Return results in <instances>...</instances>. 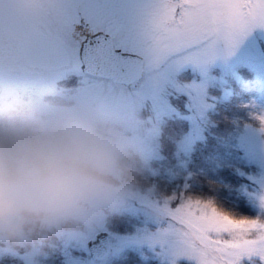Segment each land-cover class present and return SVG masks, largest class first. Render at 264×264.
Listing matches in <instances>:
<instances>
[{
	"label": "snow or ice",
	"instance_id": "6c2138e0",
	"mask_svg": "<svg viewBox=\"0 0 264 264\" xmlns=\"http://www.w3.org/2000/svg\"><path fill=\"white\" fill-rule=\"evenodd\" d=\"M256 28L264 29V0H0V99L73 92L133 109L150 103L161 124L179 116L163 95L166 86L191 65L204 79L176 88L207 122L209 112L220 115L217 105H224L226 114L236 95L222 85L219 96H208V67L231 57ZM249 57L264 68V51L256 42L249 45ZM237 81L240 89L249 87ZM239 107L247 114L243 129L255 138L251 155L260 174L253 182L264 213V84ZM225 119L241 123L227 114ZM216 137L224 145L231 139ZM196 139H204L199 127L195 137L178 143L179 150L190 153ZM189 187L185 183L163 196L154 186L142 192L137 203L151 207L164 226L122 239L120 246L171 249V264L179 258L194 264H264V216L236 214Z\"/></svg>",
	"mask_w": 264,
	"mask_h": 264
},
{
	"label": "clouds",
	"instance_id": "9594fccd",
	"mask_svg": "<svg viewBox=\"0 0 264 264\" xmlns=\"http://www.w3.org/2000/svg\"><path fill=\"white\" fill-rule=\"evenodd\" d=\"M134 179L127 140L104 116L63 105L0 112V250L87 225Z\"/></svg>",
	"mask_w": 264,
	"mask_h": 264
},
{
	"label": "rangeland",
	"instance_id": "374dc122",
	"mask_svg": "<svg viewBox=\"0 0 264 264\" xmlns=\"http://www.w3.org/2000/svg\"><path fill=\"white\" fill-rule=\"evenodd\" d=\"M253 42H256L259 45L261 51H264V29H254L245 38L240 48H238L231 57H229L227 60H217L214 64L208 67L207 73L209 79L205 87V91L208 96H219L221 86L227 85L228 87H231L229 79H233L237 84V78L249 86L246 90L241 91L242 94L239 96V103L248 100L250 97L258 96L260 94L261 85L264 84V68H261L258 65L254 66L253 62L250 60L249 45ZM173 79L175 83H170L167 85L163 95L169 104L179 113V116L173 115L171 118H182L188 123V131L181 136L180 141L185 136L190 135L195 137L198 127L203 129L204 135L203 124L206 122L201 120L199 115L189 107L190 99L187 93L180 92L176 88V84L187 85L193 82L200 83L204 77L202 76L200 70L194 68L191 65H186L175 74ZM53 95L61 96L72 103L62 104L48 101L45 99L46 95L41 97L20 95L11 98L0 99V112L8 111L9 109L21 105L25 106L27 109L63 105L89 110L111 120L122 130L127 140V152L128 158L130 160L132 155L135 154L140 157L144 164L157 162V165H160V162L162 161V156H160L158 152V135L160 131V124H158L155 117L150 113V103L145 109H133L126 107L121 103L110 100L82 99L73 92ZM169 95H171L173 99H176L177 106L172 102L171 98H169ZM183 96H185V98ZM178 106H181V109H179ZM237 108L235 111H231L230 118H239L241 124L238 126H233L231 123L227 125V128H225L226 134L230 135L231 137L228 145L233 150L239 149L243 160L247 164L254 165L256 169L254 173L245 174V182L240 185L239 190L247 202L249 201V204L256 212V215L261 214L264 216V213H261L259 207L258 197L260 194V189L253 182V177H258L260 174V169L253 161L251 155V146L255 138L252 137L250 133L246 132L242 127L243 120L247 119L246 110L241 107ZM209 117L210 116L208 115V122H210ZM166 118L168 117H165V119ZM198 140L200 139L195 140L193 147ZM256 151L258 155V142ZM178 155H182L184 158H186L190 155V153L186 154L180 151L178 148ZM186 167L187 163L183 168L186 169ZM131 169L134 177H136L137 174H140L142 178L146 179L148 182L150 181V177L147 173H145V170L141 169V167L131 165ZM151 173L152 175L159 174L157 168L151 170ZM186 177H189L188 173ZM150 187H153V185L150 184L147 187V185L138 184L134 180L130 183L125 194L123 195L128 201L127 204L116 205L112 210H105L87 225H70L63 231L55 233L57 238L61 240L60 242L62 244V248L60 250L63 259L61 262L63 261L64 264H122L120 260L126 258L128 253H142L147 251L150 254L149 256L142 253L145 263L149 260H154V264H171L173 258L171 249L158 248L157 250L153 251L147 245L128 243L121 247L119 243L122 239L130 240L131 238L138 236L145 229L149 231H155L157 228L164 226V221L157 218L156 213L151 207L137 203L139 195ZM108 216H111V219L115 216L119 217L118 219H121V217H126L127 220L123 223L120 222V224L132 229V232L123 236H115L113 233L108 231L106 227L105 217ZM99 232H107L109 236L111 235L112 238L109 237L111 254L107 258L96 262L88 259V257L83 253H88L86 241L89 239H94L95 235ZM44 246L45 245L41 239H39L34 244L29 245V248H5L0 250V258L5 255H10L19 257L21 264H46V261L47 264H52V262L48 263V261L54 251L50 249H46V252L42 251ZM47 254L50 255V257H48ZM188 263L194 264V261H189L186 258H179L176 261V264ZM246 263L247 262H245V264Z\"/></svg>",
	"mask_w": 264,
	"mask_h": 264
},
{
	"label": "trees",
	"instance_id": "16d2710c",
	"mask_svg": "<svg viewBox=\"0 0 264 264\" xmlns=\"http://www.w3.org/2000/svg\"><path fill=\"white\" fill-rule=\"evenodd\" d=\"M229 83L235 89L236 95L233 97V104L227 109L226 114L228 117L231 116V111H235L239 107V96L242 94L241 91H243L237 87L233 79H229ZM183 97L185 98V96ZM169 98L177 106L176 99H173L171 95H169ZM45 99L62 104L72 103L58 95H46ZM178 107L181 109V106ZM217 108L220 115L212 112L208 113L210 122L207 121L203 124L204 139L196 142L190 155L186 158L178 155V143L181 136L188 131V123L182 118H166L160 124L158 135V152L162 156L160 165H157V162L144 164L140 157L135 154L132 155L131 160L128 158L130 165L141 167L150 177L148 182L140 174H137L134 180L138 184L147 185V187L150 184L153 185L157 195H167L187 183L190 185L189 191L198 195L211 196L229 211L241 215L256 216V212L251 208L249 201L247 202L239 190L240 185L245 182V174L254 173L256 170L255 166L247 164L243 160L239 149L233 150L228 144L224 145L217 139L216 134H226L225 128H227L228 124H231L225 119L224 105H217ZM26 109L25 106L21 105L8 111H23ZM216 123H220L219 127H214ZM186 163L187 167L185 169L183 167ZM156 168L159 174L152 175L151 170ZM187 173L189 174L188 178L186 177ZM105 218L108 231L115 236H123L132 232V229L120 224V222L123 223L127 220L126 217H121L123 220L118 219L119 217L117 216L112 219L111 216ZM41 241L45 245L42 251L46 252V249L54 251L48 263L64 264L63 261L61 262L63 259L60 250L62 248L61 240L57 238L56 234H49L41 238ZM25 247L29 248V245ZM142 253L150 255L147 251ZM142 253L130 252L126 258L120 261L122 264L145 263ZM83 254L90 259L88 253L84 252ZM47 256L50 257L48 254ZM153 261L149 260L145 264H154ZM0 264H21V260L19 257L5 255L0 258Z\"/></svg>",
	"mask_w": 264,
	"mask_h": 264
},
{
	"label": "water",
	"instance_id": "95a60500",
	"mask_svg": "<svg viewBox=\"0 0 264 264\" xmlns=\"http://www.w3.org/2000/svg\"><path fill=\"white\" fill-rule=\"evenodd\" d=\"M127 199L122 196L117 205L127 204ZM87 249L91 258L95 261H101L110 253V238L106 232H99L94 239L87 242Z\"/></svg>",
	"mask_w": 264,
	"mask_h": 264
}]
</instances>
